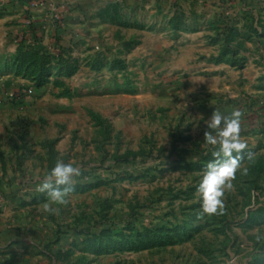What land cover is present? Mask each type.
<instances>
[{
	"label": "rangeland",
	"instance_id": "374dc122",
	"mask_svg": "<svg viewBox=\"0 0 264 264\" xmlns=\"http://www.w3.org/2000/svg\"><path fill=\"white\" fill-rule=\"evenodd\" d=\"M56 5L0 31V264H264V0ZM234 110L247 147L200 215ZM58 161L81 174L50 214Z\"/></svg>",
	"mask_w": 264,
	"mask_h": 264
},
{
	"label": "clouds",
	"instance_id": "9594fccd",
	"mask_svg": "<svg viewBox=\"0 0 264 264\" xmlns=\"http://www.w3.org/2000/svg\"><path fill=\"white\" fill-rule=\"evenodd\" d=\"M242 112L234 110L230 115L216 111L208 124L209 129L215 130L205 133V141L209 146H218L213 154L216 157H224L222 161L211 163L202 176L198 192L202 198V211L200 215H219L224 211L222 197L226 190L233 187L232 180L235 178L239 167V154L246 149L247 145L242 142L240 136ZM222 125V127H221ZM236 153V156H233ZM249 153V157H251ZM246 172V169L244 170ZM80 169L71 163L58 161L46 176L38 191L47 192L48 201L43 205V211L54 214L57 208L52 205H64L68 203L66 197L71 191L70 187L61 189L59 186H69L74 176H79ZM55 183V187L53 184Z\"/></svg>",
	"mask_w": 264,
	"mask_h": 264
},
{
	"label": "crops",
	"instance_id": "0c3cea01",
	"mask_svg": "<svg viewBox=\"0 0 264 264\" xmlns=\"http://www.w3.org/2000/svg\"><path fill=\"white\" fill-rule=\"evenodd\" d=\"M30 0H7L8 10L4 14L0 15V31H10L15 29L16 24L15 18L22 19L24 14L32 17V19L38 21L42 19V14L44 13L39 9H29L27 2ZM57 4L63 5L64 3L73 2H85V0H52ZM10 7V8H9ZM67 13V9H65ZM44 15V14H43ZM26 15H24L25 17Z\"/></svg>",
	"mask_w": 264,
	"mask_h": 264
},
{
	"label": "built area",
	"instance_id": "2783aa9c",
	"mask_svg": "<svg viewBox=\"0 0 264 264\" xmlns=\"http://www.w3.org/2000/svg\"><path fill=\"white\" fill-rule=\"evenodd\" d=\"M6 3V0H0V5ZM30 8H39V7H48L51 10V14H53V18L58 20L60 17L59 7L53 1L49 0H30L28 1Z\"/></svg>",
	"mask_w": 264,
	"mask_h": 264
}]
</instances>
